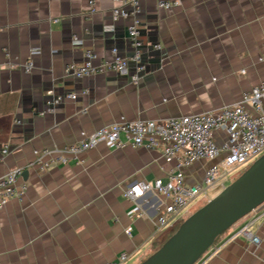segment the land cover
<instances>
[{"label": "crops", "instance_id": "1", "mask_svg": "<svg viewBox=\"0 0 264 264\" xmlns=\"http://www.w3.org/2000/svg\"><path fill=\"white\" fill-rule=\"evenodd\" d=\"M89 1L0 0V176L26 170L17 181L25 183L23 193L0 208V264H105L121 252L128 254L122 264L142 261L202 200L158 227L157 207L166 199L151 190L131 200L123 191L136 180L165 178L176 159L156 148L99 143L45 171L29 163L41 149L61 148L121 119L211 111L264 83V0H179L169 9L141 0L143 70L130 62L127 74H64L63 66L82 62L86 50L95 54L94 65L112 47L125 57L134 51L127 31L134 17L111 19L123 0ZM27 61L30 71L23 70ZM69 92L77 97L51 104L52 94ZM208 164L185 167V182L199 181ZM249 222L258 245L233 237ZM200 263L263 264L264 203L222 232Z\"/></svg>", "mask_w": 264, "mask_h": 264}, {"label": "built area", "instance_id": "2", "mask_svg": "<svg viewBox=\"0 0 264 264\" xmlns=\"http://www.w3.org/2000/svg\"><path fill=\"white\" fill-rule=\"evenodd\" d=\"M92 5L93 1H89ZM158 7L169 9L179 4V0H158ZM128 6V8H126ZM141 11V0H123V5L115 7L111 13L112 21L120 17L132 15V23L127 27L133 53L125 57L118 54L117 48L110 49L111 56L94 65L95 54L90 50L84 52L80 63L70 61L63 66L64 74L75 78H83L96 72L113 70L120 74L128 73L130 62L138 64L137 71L144 69L141 63V42L138 38ZM112 29L113 23L107 25ZM73 45H80L82 40L73 35ZM263 52L259 60L264 64ZM159 48L158 44L153 45ZM33 64L27 61L24 71H30ZM241 69L240 73H243ZM139 76L133 74L131 80L137 83ZM85 93L86 90L81 91ZM76 92L53 95L51 104L56 105L64 99H75ZM46 110L39 113L44 114ZM104 143L112 148H122L127 145L159 149L166 159H176V162L166 171L165 178L158 177L154 181L136 180L127 185L123 194L136 200L146 192L154 190L166 199L157 207L156 225L162 227L168 224L174 216L184 213L188 207L199 201H207L212 197L211 190L226 185L225 176L232 169L255 159L264 152V83L253 85L241 93L233 103L223 105L211 111L165 117L162 119H135L114 122L102 126L84 135L81 139L66 144L61 148H44L36 153L35 159L29 163L38 171L47 170L52 164L66 163L69 157L94 148ZM2 152H7L6 146ZM46 156H50L45 159ZM205 160L209 164L204 167L202 178L188 184L185 182L184 168L194 162ZM21 169H13L0 176V208L14 196H20L25 183H17ZM139 206L135 205L130 212L137 213ZM243 237L255 245L260 244V238L250 228V222L238 228L233 237ZM211 248V247H210ZM209 248V249H210ZM204 255V254H203ZM201 255L193 264H201ZM128 258L126 252L105 264H122ZM264 264V263H263Z\"/></svg>", "mask_w": 264, "mask_h": 264}, {"label": "water", "instance_id": "3", "mask_svg": "<svg viewBox=\"0 0 264 264\" xmlns=\"http://www.w3.org/2000/svg\"><path fill=\"white\" fill-rule=\"evenodd\" d=\"M262 203L264 152L184 218L158 248L137 264H193L222 232Z\"/></svg>", "mask_w": 264, "mask_h": 264}, {"label": "rangeland", "instance_id": "4", "mask_svg": "<svg viewBox=\"0 0 264 264\" xmlns=\"http://www.w3.org/2000/svg\"><path fill=\"white\" fill-rule=\"evenodd\" d=\"M258 157V156H257ZM255 157V158H257ZM254 159L242 164L241 166L239 167H236L234 169H232L231 171H229L226 176H225V180H226V183H229L231 182L235 177H237ZM211 193L213 194L214 193V190H211ZM205 202V200H202L200 201L199 203H197L196 205V208H198L199 206H201L203 203ZM198 206V207H197ZM192 212V211H191ZM190 212V213H191ZM186 216L188 215H185L184 218H186ZM178 227V226H177ZM176 229V228H175ZM174 231V230H173Z\"/></svg>", "mask_w": 264, "mask_h": 264}]
</instances>
